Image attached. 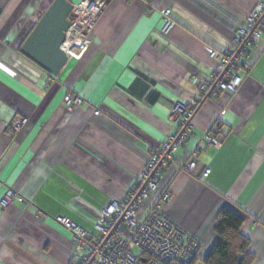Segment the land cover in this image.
I'll list each match as a JSON object with an SVG mask.
<instances>
[{
  "label": "crops",
  "instance_id": "crops-1",
  "mask_svg": "<svg viewBox=\"0 0 264 264\" xmlns=\"http://www.w3.org/2000/svg\"><path fill=\"white\" fill-rule=\"evenodd\" d=\"M52 1L0 0V264L78 260L57 217L93 231L104 206L126 198L175 132L172 109L195 103L215 71L210 52L235 50L261 0H111L88 50L55 78L20 51ZM168 9L174 26L166 30ZM251 55L250 76L234 95L198 106L193 133L165 176L172 200L163 211L201 241L203 258L216 242L219 212L235 206L253 264H264V32ZM66 93L82 97L81 107L70 110ZM16 116L29 121L12 142ZM216 123L219 149L202 142ZM190 160L194 173L181 171ZM9 191L15 198L3 207Z\"/></svg>",
  "mask_w": 264,
  "mask_h": 264
},
{
  "label": "built area",
  "instance_id": "built-area-1",
  "mask_svg": "<svg viewBox=\"0 0 264 264\" xmlns=\"http://www.w3.org/2000/svg\"><path fill=\"white\" fill-rule=\"evenodd\" d=\"M111 0H84L75 4L70 14L71 26L66 32V53L69 59H80L91 44V34ZM171 10L163 12L164 28L171 29ZM264 32V0L248 16L240 27L233 51L212 50L210 57L217 61L210 78L200 83L197 101L179 104L172 109L171 118L176 130L167 135L156 149L144 169L137 175L135 185L123 201H109L93 231H87L74 221L59 216L58 223L72 234L77 261L69 264H190L199 254L201 241L168 218L163 207L172 200V193L164 179L175 162V155L193 133L192 119L201 102L225 93L234 95L250 76L252 50ZM77 50L73 53L72 49ZM84 100L78 95L66 93L63 103L70 109L81 107ZM98 113V112H96ZM28 119L14 117L9 127L11 141H15ZM206 147L219 149L222 142L212 132L203 141ZM195 153L193 156H196ZM2 156L0 155V160ZM196 162H186L180 170L194 173ZM210 170L203 175L206 177ZM15 198L9 191L2 206L7 207ZM18 201H23L19 198Z\"/></svg>",
  "mask_w": 264,
  "mask_h": 264
},
{
  "label": "water",
  "instance_id": "water-1",
  "mask_svg": "<svg viewBox=\"0 0 264 264\" xmlns=\"http://www.w3.org/2000/svg\"><path fill=\"white\" fill-rule=\"evenodd\" d=\"M74 4L69 0H53L42 17L22 41L20 51L52 77H58L69 63L62 49Z\"/></svg>",
  "mask_w": 264,
  "mask_h": 264
},
{
  "label": "trees",
  "instance_id": "trees-1",
  "mask_svg": "<svg viewBox=\"0 0 264 264\" xmlns=\"http://www.w3.org/2000/svg\"><path fill=\"white\" fill-rule=\"evenodd\" d=\"M220 126L216 123L210 130L216 138ZM244 222V216L235 206L223 207L214 225L215 244L203 258L199 257V252L190 264H196L199 260L203 264H253L255 256L251 251L250 240L242 233Z\"/></svg>",
  "mask_w": 264,
  "mask_h": 264
},
{
  "label": "bare ground",
  "instance_id": "bare-ground-1",
  "mask_svg": "<svg viewBox=\"0 0 264 264\" xmlns=\"http://www.w3.org/2000/svg\"><path fill=\"white\" fill-rule=\"evenodd\" d=\"M66 47H67V45L63 46V48H62L65 52L67 51ZM72 51H73V53L77 52V50L75 48H73Z\"/></svg>",
  "mask_w": 264,
  "mask_h": 264
},
{
  "label": "rangeland",
  "instance_id": "rangeland-1",
  "mask_svg": "<svg viewBox=\"0 0 264 264\" xmlns=\"http://www.w3.org/2000/svg\"><path fill=\"white\" fill-rule=\"evenodd\" d=\"M203 81H204V80H203ZM203 81H202V82H203ZM200 83H201V82H200ZM199 86H200V84H199ZM198 89H199V88H198ZM198 91H199V90H198ZM28 121H29V120H28Z\"/></svg>",
  "mask_w": 264,
  "mask_h": 264
}]
</instances>
